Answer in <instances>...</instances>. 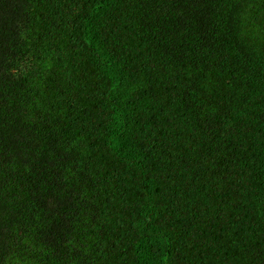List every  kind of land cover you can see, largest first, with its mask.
<instances>
[{
	"label": "trees",
	"instance_id": "16d2710c",
	"mask_svg": "<svg viewBox=\"0 0 264 264\" xmlns=\"http://www.w3.org/2000/svg\"><path fill=\"white\" fill-rule=\"evenodd\" d=\"M0 264H264V0H0Z\"/></svg>",
	"mask_w": 264,
	"mask_h": 264
}]
</instances>
